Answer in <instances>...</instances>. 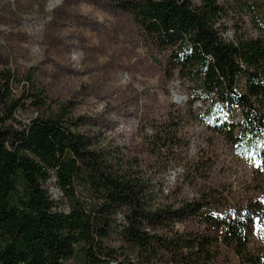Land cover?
Returning a JSON list of instances; mask_svg holds the SVG:
<instances>
[{
	"label": "trees",
	"instance_id": "trees-1",
	"mask_svg": "<svg viewBox=\"0 0 264 264\" xmlns=\"http://www.w3.org/2000/svg\"><path fill=\"white\" fill-rule=\"evenodd\" d=\"M121 6L163 53L164 75L177 76L195 118L251 153L264 183V0H122ZM228 20L230 39L222 35ZM12 76L0 68V113L7 115L0 116V264H264V190L233 211L204 191L176 208L149 206L148 181L103 166L59 116H35L18 127ZM52 178L68 199L66 210L49 194ZM78 178L95 191L92 208L75 196ZM119 211L120 243L112 246L103 239ZM188 218L203 229L175 227ZM253 233L259 245L251 250Z\"/></svg>",
	"mask_w": 264,
	"mask_h": 264
},
{
	"label": "rangeland",
	"instance_id": "rangeland-1",
	"mask_svg": "<svg viewBox=\"0 0 264 264\" xmlns=\"http://www.w3.org/2000/svg\"><path fill=\"white\" fill-rule=\"evenodd\" d=\"M121 2L0 0V68L13 75L16 125L59 116L86 138L103 166L143 176L145 201L152 207L176 208L204 191L217 207L233 211L259 196L264 183L255 157L195 118L177 76L164 75L163 53L146 41ZM226 26L222 35L230 39L234 27L230 20ZM244 28L252 33L247 23ZM232 113L238 120V110ZM53 181L46 183L49 194L66 210L68 199ZM74 184L77 200L88 209L95 206L92 185L79 178ZM122 215L117 212L111 221L106 244L120 243ZM175 227L195 232L203 224L188 218ZM258 245L253 233L248 246Z\"/></svg>",
	"mask_w": 264,
	"mask_h": 264
}]
</instances>
